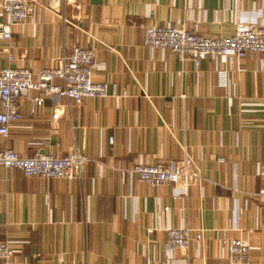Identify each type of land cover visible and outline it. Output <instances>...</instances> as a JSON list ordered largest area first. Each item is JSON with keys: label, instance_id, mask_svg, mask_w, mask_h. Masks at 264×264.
Instances as JSON below:
<instances>
[{"label": "crops", "instance_id": "0c3cea01", "mask_svg": "<svg viewBox=\"0 0 264 264\" xmlns=\"http://www.w3.org/2000/svg\"><path fill=\"white\" fill-rule=\"evenodd\" d=\"M178 18L204 36L231 35L264 21V0H35L10 38L0 30V70L56 67L76 40L108 84L106 97L80 104L46 96L37 114L31 90L10 135L0 133V149L23 156L90 157L72 179L0 168V240L18 241L12 264H237L223 240L238 236L256 246L247 264H264V54L197 66L145 46L146 26ZM185 159L200 175L188 195L132 170ZM165 225L203 229L201 247L169 249Z\"/></svg>", "mask_w": 264, "mask_h": 264}, {"label": "built area", "instance_id": "2783aa9c", "mask_svg": "<svg viewBox=\"0 0 264 264\" xmlns=\"http://www.w3.org/2000/svg\"><path fill=\"white\" fill-rule=\"evenodd\" d=\"M35 10V0H0V15L8 18L0 22L4 38L12 36L11 23H24ZM144 44L153 52H171L181 60L193 58L199 66L202 59L209 56L226 61L234 57L241 61L249 51L264 54V21L248 25H238L231 35L204 36L193 24L188 26L182 19H175L163 25L152 24L144 29ZM14 58L12 53L7 55ZM97 58L92 48L71 43L56 67L43 66L34 72L30 68L6 66L0 70V133L8 136L20 119V98L31 90L39 91L32 98L33 113L37 114L46 96H54L56 105L64 97L68 103L80 104L86 98H102L108 94L106 81L94 78ZM60 79L61 82H56ZM113 141V137H110ZM90 157L79 151L58 156L53 152L23 156L13 149H0V168H19L27 176L41 178H76L82 174V168ZM191 159L171 160L167 162L134 164L132 170L138 179L151 187L169 185L175 195H188L192 182L199 177L198 169ZM260 172H264L261 170ZM166 244L169 249L187 248L192 241L201 247L205 231L187 225H165ZM15 239L0 240V264H12L18 252ZM226 257L230 263L247 264L256 249L248 239L232 237L223 240Z\"/></svg>", "mask_w": 264, "mask_h": 264}]
</instances>
